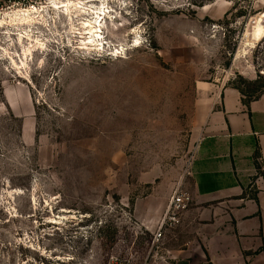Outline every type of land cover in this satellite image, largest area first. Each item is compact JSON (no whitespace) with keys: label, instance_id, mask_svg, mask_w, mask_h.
<instances>
[{"label":"rangeland","instance_id":"rangeland-1","mask_svg":"<svg viewBox=\"0 0 264 264\" xmlns=\"http://www.w3.org/2000/svg\"><path fill=\"white\" fill-rule=\"evenodd\" d=\"M53 1L12 7L48 19L27 74L0 30V264H164L179 222L154 235L175 188L189 194L209 101L264 91V37H245L264 0H70L109 12L103 51L67 47Z\"/></svg>","mask_w":264,"mask_h":264},{"label":"crops","instance_id":"crops-1","mask_svg":"<svg viewBox=\"0 0 264 264\" xmlns=\"http://www.w3.org/2000/svg\"><path fill=\"white\" fill-rule=\"evenodd\" d=\"M209 102L164 264H264V91L245 105L224 88Z\"/></svg>","mask_w":264,"mask_h":264},{"label":"bare ground","instance_id":"bare-ground-1","mask_svg":"<svg viewBox=\"0 0 264 264\" xmlns=\"http://www.w3.org/2000/svg\"><path fill=\"white\" fill-rule=\"evenodd\" d=\"M79 4L80 3H74L70 0L51 2V11H54L56 13L53 23H59L61 17L64 19V22L67 23L66 27L69 31L67 38V47L77 50L100 49L101 51H103L106 47V44H108L106 42L104 28L109 12H106L104 9H99L100 7L86 9L84 7L85 5L80 6ZM43 9L44 8L37 9L35 7H32L24 11L21 9L13 10L11 13H5L3 17H0V30L8 29V31L5 32L8 41L12 42L14 40L19 45L22 52V56L20 57L18 53L11 55L7 50L3 49L6 53L5 56H8V59L11 62V66H13L15 69H23L24 75L27 74V68L29 66L28 60L32 59L33 53H45L46 51H48V40L46 41L45 39H42L39 35L35 36V33L32 31L33 28H30L33 24L48 26V19L42 17L41 15ZM78 13L92 16L91 19H88L87 21L80 24V26L82 27V32H80V29H76V26H79V24L76 25V23H78ZM263 19L264 15L262 16V18H256V22L251 33H246L245 37H248V43L259 41L264 37ZM1 33L2 32H0V34ZM78 36H80L81 39L80 45H83L81 47L74 46L73 41L77 39ZM16 58H18L19 61L16 60Z\"/></svg>","mask_w":264,"mask_h":264},{"label":"built area","instance_id":"built-area-1","mask_svg":"<svg viewBox=\"0 0 264 264\" xmlns=\"http://www.w3.org/2000/svg\"><path fill=\"white\" fill-rule=\"evenodd\" d=\"M15 3L16 0H0V17H3L5 13H11L14 10H12V7ZM21 10L24 11L26 8ZM189 203V194L178 185L168 201L162 220L154 235L155 243H158L162 239L166 229L173 228L179 222L182 212L187 208Z\"/></svg>","mask_w":264,"mask_h":264},{"label":"trees","instance_id":"trees-1","mask_svg":"<svg viewBox=\"0 0 264 264\" xmlns=\"http://www.w3.org/2000/svg\"><path fill=\"white\" fill-rule=\"evenodd\" d=\"M250 5V4H249ZM240 94L241 96L245 97L246 96V92L242 91L240 88H235ZM262 92H258L257 94L250 96L248 99H243V103L245 105H247L251 100L256 99ZM256 155H258V150L255 153Z\"/></svg>","mask_w":264,"mask_h":264}]
</instances>
